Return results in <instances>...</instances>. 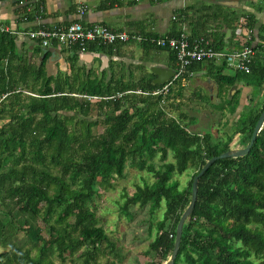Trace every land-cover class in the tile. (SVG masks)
Segmentation results:
<instances>
[{
    "label": "trees",
    "instance_id": "obj_1",
    "mask_svg": "<svg viewBox=\"0 0 264 264\" xmlns=\"http://www.w3.org/2000/svg\"><path fill=\"white\" fill-rule=\"evenodd\" d=\"M238 2L248 8L220 5V12L205 13V24L220 20L214 28L225 30L217 35L207 28L204 36L215 48L230 50L238 25L252 29L253 38L246 43L255 51L250 72L227 73L225 63L214 61L191 67L203 66L218 85L221 100L212 106L221 114H236V127L225 137L192 132L181 120L188 117L185 113L177 119L166 112L162 100L184 96L186 85L180 81L164 97H153L136 93L162 86L153 83L151 72L136 81L97 78L93 69L73 66L70 75H48V51L37 63L18 48L13 33L0 29V264H56L54 255L64 260L75 253L79 264H94L100 243L108 241L113 250L90 202L100 189L124 177L127 165L148 172L153 181L124 191L121 210L131 215L129 208L137 204L152 215L162 208L161 218L148 226L156 234L143 252L145 264H163L169 258L193 176L212 156L244 147L264 109V18L258 17L264 13V0ZM93 46L88 43L86 52ZM239 84L254 90L241 108ZM93 112L103 117L104 129L98 134L93 132L98 124ZM189 168L193 172L181 185L175 175ZM173 264H264V124L247 154L218 159L199 178Z\"/></svg>",
    "mask_w": 264,
    "mask_h": 264
},
{
    "label": "crops",
    "instance_id": "obj_2",
    "mask_svg": "<svg viewBox=\"0 0 264 264\" xmlns=\"http://www.w3.org/2000/svg\"><path fill=\"white\" fill-rule=\"evenodd\" d=\"M20 1L0 0V29L5 28L13 33L16 36L18 48L37 63L48 51L49 53L45 57V69L48 75H54L58 71L70 75L73 66L74 69H93V77H105L106 80L110 77H123L124 81H136L135 78L134 80L131 78L133 65L140 67V71L137 67L134 70L139 71V76L151 72L150 69L149 71L145 70L144 63L146 61L133 60L130 57L134 43L142 47L146 57H150L147 60L150 68L167 67L174 71V58L168 50L157 49L148 42L146 43L148 45H142L136 41L116 44L111 50L102 49L98 43H94L93 51L90 52H80L76 48L73 50V48L59 46L49 47L46 50L37 48V45L31 42L23 32L39 27L66 25L72 21L80 20L85 25L102 23L113 29L126 30L150 37L177 36L181 33L194 37L204 35L207 28H214L216 24L220 25L221 23L220 20L209 19L210 23L205 24L203 21L205 13L213 10L220 12L222 10L220 5L239 7L241 4L238 0H23L22 3ZM226 1L230 3L227 4ZM82 3L87 6V10L80 15L77 13V7ZM209 3L214 7H209ZM36 5L39 6L38 9H34ZM40 6L42 7L40 8ZM28 13L29 16H25ZM173 15L176 17L175 19L172 18ZM260 15H258L259 18H261ZM216 29L212 30L218 35L225 30V27ZM229 36L230 31H227L226 37ZM232 40L233 47H237V40ZM161 51H164L165 54H162ZM127 71L129 72L127 73ZM210 81L213 80L202 66L200 69L194 70L193 77L185 85L187 87L194 83L201 87L202 84ZM215 85L219 97L218 85L216 83ZM202 88L200 89L202 90ZM237 88L241 90L240 104L242 107L247 103L248 97L254 93V90L250 86L240 84L237 85Z\"/></svg>",
    "mask_w": 264,
    "mask_h": 264
},
{
    "label": "rangeland",
    "instance_id": "obj_3",
    "mask_svg": "<svg viewBox=\"0 0 264 264\" xmlns=\"http://www.w3.org/2000/svg\"><path fill=\"white\" fill-rule=\"evenodd\" d=\"M209 5V7H214L211 3ZM239 7L248 8L244 3L239 4ZM260 17L264 18V13ZM132 48L133 51L130 57L133 60L146 61L144 63L145 70L149 71L150 67L147 60L150 57L148 58L145 53L143 54V49L139 44H132ZM161 52L165 54L164 51ZM136 67V65H133L131 68V78L133 80L139 77L140 67H137L139 71H134ZM225 72L234 73V70L226 68ZM202 85L201 87L203 88L201 90V87L194 85V83L189 84L184 90V96L179 101H176L177 99H174L171 95V98L161 102V104L163 107H167L165 109L168 114L177 119H180V112L185 113L188 117L181 120L187 126V129L192 132L204 133L208 131L221 137L231 134L236 127L234 123L236 114L232 116L228 115V113L221 114L220 111L212 106L221 100V97L217 96V86L213 81ZM197 92L198 94H196ZM201 93L203 94L201 95ZM242 98L244 100V97ZM170 102L174 103V105L177 104V106H168ZM239 107L241 108V104ZM92 118L98 120V124L93 127V132L95 134L102 132L104 129L102 115H97L93 112ZM2 122L0 121V123ZM236 144L237 141L233 139L232 145ZM168 160H172L171 154L168 156ZM158 163L159 161L156 160L155 164ZM124 172V177L115 178L110 188L100 189L99 194L90 202V207L96 211L99 224L105 229L110 242L115 245V248L111 250L107 246L108 241L100 243L99 253L94 264H145L148 261V257H145L143 252L156 234L154 226H152L150 232L148 226L150 221L155 223L161 218L162 208L155 210L151 215L148 207H140L136 204L129 208L131 215L125 214L121 210L124 191L131 193L134 191L135 185H142L145 181L152 182L153 177L148 172L140 171L129 165L125 167ZM192 172L193 169L189 168L184 173L175 175V178L178 179L181 185H184ZM18 237L21 239L24 237L22 232L19 233ZM3 250L4 248L0 247V253ZM76 256L77 254L75 253L73 255L66 254L64 260L56 255L52 258L56 264H73V262L79 264Z\"/></svg>",
    "mask_w": 264,
    "mask_h": 264
},
{
    "label": "built area",
    "instance_id": "obj_4",
    "mask_svg": "<svg viewBox=\"0 0 264 264\" xmlns=\"http://www.w3.org/2000/svg\"><path fill=\"white\" fill-rule=\"evenodd\" d=\"M21 3L23 0L20 1ZM87 10L85 4L77 7V13L82 15ZM176 17L173 15L172 17ZM6 30L7 29H2ZM23 34L34 44L39 45L43 49L49 47L76 48L80 52H85L87 44L90 42L102 45H116L127 43L130 41L148 42L157 47L167 48L172 51L175 56L174 73L162 86L152 89L151 91L136 90V93L150 95L153 97H164L168 94L171 86L176 81H180L181 85L187 84L189 79L194 75L191 68L195 63H204L214 61L217 63H225V66L234 71L250 72V62L255 51L252 45L246 44L253 38V30L245 29L238 25L236 29L237 47L230 50L217 49L211 44V40L204 35L190 37L186 34L144 36L138 33L126 30L113 29L102 23L83 24L80 20L72 21L66 25H56L51 27H39L37 29L28 30ZM244 36V37H243ZM245 43L238 46L239 42ZM126 92H116L107 98H119ZM93 98H97L93 96ZM162 102H164L162 100Z\"/></svg>",
    "mask_w": 264,
    "mask_h": 264
},
{
    "label": "water",
    "instance_id": "obj_5",
    "mask_svg": "<svg viewBox=\"0 0 264 264\" xmlns=\"http://www.w3.org/2000/svg\"><path fill=\"white\" fill-rule=\"evenodd\" d=\"M225 3L229 4V1H226ZM150 71L155 74V78L153 80L154 84H164L167 80L170 79V77L173 75L174 71L167 67H151ZM264 124V109L260 113L256 124L254 126V129L252 131L251 137L249 142L244 147L239 148H231L225 152H222L219 155L212 156L209 158L204 165L201 167V169L193 176L192 183H191V197L190 201L187 205V207L182 212L177 225H176V233H175V239L173 244L172 253L169 256V258L163 263V264H173L175 257L178 253L179 246L181 243V235H182V228L185 220L187 217L192 213L195 202L197 199V190H198V180L199 178L204 174V172L218 159L223 158H229V157H239L247 154L252 147L257 134L261 130L262 126Z\"/></svg>",
    "mask_w": 264,
    "mask_h": 264
}]
</instances>
